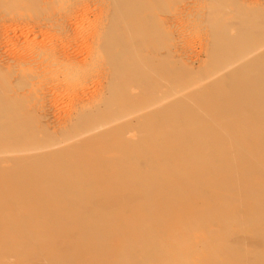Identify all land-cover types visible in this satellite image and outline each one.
I'll use <instances>...</instances> for the list:
<instances>
[{
	"label": "rangeland",
	"instance_id": "rangeland-1",
	"mask_svg": "<svg viewBox=\"0 0 264 264\" xmlns=\"http://www.w3.org/2000/svg\"><path fill=\"white\" fill-rule=\"evenodd\" d=\"M260 1L263 5L264 0H241V3L249 13L260 5ZM229 3L232 4L233 0H0V115L6 110L18 113L13 118L15 124L2 127L1 131L22 135L36 126L57 130L62 125L82 124L87 117L92 121L107 120L108 112L100 110L98 118L87 114L95 109L100 99L113 101L133 95L141 81L151 75V70L144 72L143 69L135 82L123 83L121 76L136 75L139 69L136 67L141 65L132 61L131 54H125L127 45H145L144 53L139 57L145 64L151 61L147 55L156 56V51L162 47V52L165 50L168 54L166 69L180 65L179 55L184 56L181 62L192 71L204 65L210 67L212 61L207 60V55L212 46L229 45L235 36L232 27L237 22V14L232 7L225 10V4ZM123 6L134 7L135 13L121 11ZM34 51L43 55L45 61L27 71L21 61H29L30 56L37 57ZM151 67L154 65L148 66ZM117 76L118 79L114 80ZM110 80L118 84L114 95L105 91ZM103 93L105 97H101ZM80 101L82 105L79 108L76 105L75 111L74 103ZM47 107L52 111V118L43 122L27 123L20 118L24 116L28 121ZM18 117L20 121H17ZM125 131V126L118 125L112 131V137L120 138ZM245 144L247 151L250 148L256 151V156L227 160V171L207 170L205 167L210 165L218 166L217 159L209 156L199 161V165L188 161L186 167L190 171L187 174H175L169 170L161 177L165 183L185 178L188 186L184 191L163 187L150 196L145 188L131 189L132 195L148 198L154 203H148L152 209L148 212L136 205L142 199L134 203L137 209L134 215L138 220L134 223L132 235L122 233L119 223L95 218L116 208H96L85 201L82 214L87 218L83 221L84 233H79L74 219H68L74 226L71 228L74 239L72 242L65 239L57 242L59 246L67 242L72 247L75 261L58 253L59 246L53 242L31 237L30 231L44 223L53 234L58 232L56 220L45 218V222L41 220L37 224L28 220L15 222L18 229L14 233L0 236V263L106 264L101 257L109 255L111 264L124 259L127 264H264V144L258 140ZM207 152L211 155L210 148ZM185 155L178 152L177 157L181 160L174 163L182 164ZM137 158L135 161L141 166L135 175L142 180L146 172L141 169L150 160L148 155ZM159 159L157 161L164 162L163 167H166L167 153ZM15 163L14 154L7 153L5 158H0V206L9 207L8 211L14 210L18 204L14 199L19 193L7 188L10 184L6 178ZM121 175L125 177L123 173ZM121 175L117 174V179ZM123 194L121 191L115 193L117 196ZM171 202L174 206L169 205ZM25 206L32 205L26 203ZM40 213L45 214L44 211ZM94 226L99 232L92 236ZM19 257L23 260L19 261Z\"/></svg>",
	"mask_w": 264,
	"mask_h": 264
},
{
	"label": "bare ground",
	"instance_id": "bare-ground-1",
	"mask_svg": "<svg viewBox=\"0 0 264 264\" xmlns=\"http://www.w3.org/2000/svg\"><path fill=\"white\" fill-rule=\"evenodd\" d=\"M259 4L249 13L243 9L241 0L225 4V10L232 7L237 14V22L232 27L235 36L229 45H213L212 50L209 49L207 60L212 61L210 67L204 65L197 71H192L186 67V63L181 62L185 59L184 56L181 58L179 55L180 65L168 66L166 69L168 54L165 50L162 52V47L158 48L156 56L147 55L151 61L145 64L139 58L144 53L145 45H127L125 54H131L132 61L141 65L136 67L139 68L135 72L136 75L133 73L130 77L121 76L120 79L125 84L135 82L141 76L139 74L143 73V69L144 72L151 70L150 79L147 76L145 84L141 81L136 88L138 91H134L131 96L113 101L109 98L100 99L95 109L89 111L87 115L98 118L100 110L108 112L109 117L105 121L95 119L92 121V118L87 117L82 124L74 123L64 127L61 122L64 128L57 130H46L36 126L18 135L12 131H1L2 127L15 124L13 118L18 113L6 110L4 115H0V158L3 156L5 158V155L10 153L14 154L16 162L12 172L6 174L7 183L10 184L7 188L19 193L14 199L18 201L14 210L8 211L9 207L0 206V236L6 237L14 233L18 229L15 222L23 223L28 220L37 224L41 220L45 222V218H54L58 224V232L55 231L53 234V230L44 223L30 231L31 237L42 242H53L56 246H59L60 243L57 242L63 239L72 242L75 234L71 228L74 226L68 219H74L77 222L74 225L79 233H84L83 221L87 218H83L82 214L85 201L96 208L106 210L116 208L117 210L108 212L105 216L95 218H105L112 223H119L122 233L132 235L134 223L138 220L134 215L137 211L134 203L142 199L140 204L136 205L147 212L152 210L148 203H154L148 198L132 195L131 189L145 188L147 195L150 196L163 187L184 191L188 186L185 178H180L174 183H165L161 177L169 170L175 174L183 172L187 174L190 171L186 167L188 161H191L190 164H197L209 156L215 157L218 164L205 167L212 172L227 171V160L232 161L247 155L255 157L256 151L252 148L247 151L245 143L258 140L264 144V2L263 5L261 1ZM120 10L135 13L134 7L123 6ZM106 47L107 45H104V48ZM39 53L41 54L40 50ZM39 53L35 54L37 57L30 56L29 61H21L25 67L22 68L30 71L38 67L37 64L42 65L45 58ZM150 65L154 67L148 68ZM177 72H180L178 76L175 75ZM111 80L105 91L109 95H114L118 84ZM84 91H81L82 94ZM101 97H105V93ZM80 102L74 103V110L75 107L79 108L80 104L82 105V101ZM82 111L87 110L82 108ZM51 112L47 107L39 116L28 121L24 116L20 118L27 123L38 120L43 122L50 119ZM20 118H16L17 121H20ZM39 123L41 122L37 124ZM118 125L125 126L126 131L120 138L112 137L114 133L112 131ZM81 140L84 141L80 143ZM209 148L211 155L207 152ZM178 152L186 153L182 164L174 163L181 160L177 157ZM165 153L168 167H163L164 162H158L159 157ZM147 155L150 163L141 169L146 174L140 180L135 173L141 165L135 160L137 157ZM122 173L125 177H122ZM117 174L122 178L117 179ZM117 191L124 194L117 196L115 195ZM26 203L32 206L26 207ZM169 205L174 206L172 202ZM40 211H44L45 214H41ZM1 223H7L9 226ZM91 229L92 236L99 232L96 226ZM66 243L59 246L58 253L67 260L75 261L74 250ZM109 257L105 255L101 258L107 261L106 264H111ZM22 260L23 258L19 257V261ZM115 264H127V261L124 259Z\"/></svg>",
	"mask_w": 264,
	"mask_h": 264
}]
</instances>
